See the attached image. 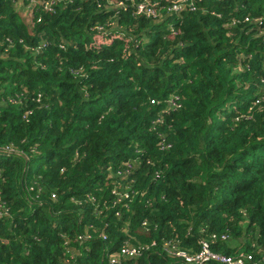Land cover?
Instances as JSON below:
<instances>
[{"label": "trees", "instance_id": "trees-1", "mask_svg": "<svg viewBox=\"0 0 264 264\" xmlns=\"http://www.w3.org/2000/svg\"><path fill=\"white\" fill-rule=\"evenodd\" d=\"M204 244L264 264V0H0V264Z\"/></svg>", "mask_w": 264, "mask_h": 264}, {"label": "built area", "instance_id": "built-area-1", "mask_svg": "<svg viewBox=\"0 0 264 264\" xmlns=\"http://www.w3.org/2000/svg\"><path fill=\"white\" fill-rule=\"evenodd\" d=\"M175 106V105H174ZM176 107V106H175ZM176 110V109H175ZM106 239V238H104ZM139 251L128 245H124L119 252L110 256L111 264H119L122 258H133ZM179 257H185L184 254L179 255ZM188 263L192 264H206L208 262H213L217 264H244V260L241 259H232L225 256H217L211 254L209 250V245L204 244L203 251L197 255L195 258H187Z\"/></svg>", "mask_w": 264, "mask_h": 264}, {"label": "rangeland", "instance_id": "rangeland-1", "mask_svg": "<svg viewBox=\"0 0 264 264\" xmlns=\"http://www.w3.org/2000/svg\"><path fill=\"white\" fill-rule=\"evenodd\" d=\"M217 264V263H216Z\"/></svg>", "mask_w": 264, "mask_h": 264}]
</instances>
